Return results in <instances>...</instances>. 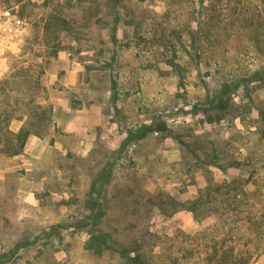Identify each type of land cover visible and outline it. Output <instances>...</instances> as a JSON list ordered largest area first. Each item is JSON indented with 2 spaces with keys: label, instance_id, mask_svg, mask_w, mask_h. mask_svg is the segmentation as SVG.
Returning a JSON list of instances; mask_svg holds the SVG:
<instances>
[{
  "label": "rangeland",
  "instance_id": "rangeland-1",
  "mask_svg": "<svg viewBox=\"0 0 264 264\" xmlns=\"http://www.w3.org/2000/svg\"><path fill=\"white\" fill-rule=\"evenodd\" d=\"M199 3L0 0V264H131L124 249L215 264L250 248L248 221L264 220V0ZM225 81L228 110H210ZM43 109L49 127L13 155ZM93 236H109L99 253Z\"/></svg>",
  "mask_w": 264,
  "mask_h": 264
},
{
  "label": "trees",
  "instance_id": "trees-1",
  "mask_svg": "<svg viewBox=\"0 0 264 264\" xmlns=\"http://www.w3.org/2000/svg\"><path fill=\"white\" fill-rule=\"evenodd\" d=\"M138 1H144V0H138ZM204 1L205 0H200L199 3V10L204 9ZM207 10V9H204ZM255 19V17H253ZM204 35V34H203ZM259 41V37L256 38ZM256 41V40H255ZM198 39L197 37H194L191 43L192 48H198L199 50V55L198 58H203L207 56V51H208V46L207 45H201L198 44ZM198 46V47H197ZM209 46L213 47L211 44ZM171 66L173 67L174 71L179 72L180 76H182V73L185 70V68L177 63H174L173 61L170 62ZM89 68V67H88ZM92 68V67H91ZM89 68V70L91 69ZM94 69H102L101 67H93ZM235 84L232 82H223L219 89H216L214 93L211 94L210 97H208V105L210 110H217L219 112H223L225 110H228L229 107V95L231 93V89L235 88ZM246 91L249 92V87L246 88ZM228 99L226 100L225 98ZM48 114V117H47ZM50 113H47L46 110L43 109V118L41 121H36V120H29L22 128L21 130L15 135V140H17V145L13 151V155H17L22 152L25 143L27 142L28 138L30 135H36V136H41L45 130L49 127L51 123V116L49 117ZM218 119H224V117L220 118H212L208 119V123H215L218 121ZM264 121V117H263ZM161 127L159 129H154V131H159L162 130ZM232 166V165H231ZM233 166H238L233 165ZM198 201H194L193 204H198ZM100 209L101 207L98 206ZM250 225V230L252 232L251 237L249 238L248 245L250 248H246L244 250H238V251H232L230 254H223L218 257V254H214L213 256L210 257L209 260H216L215 264H219L220 262H223L224 260H227L228 264H252L257 258H259L263 253H264V220L260 219H255L250 218L248 221ZM109 236H105V239ZM105 239H101L98 237L93 236L91 238V243L94 246V250L96 252H101L103 250V246L106 244ZM123 256H127L129 263L131 264H145L143 255L140 253H134V255H130V251L128 250H123L121 252Z\"/></svg>",
  "mask_w": 264,
  "mask_h": 264
}]
</instances>
